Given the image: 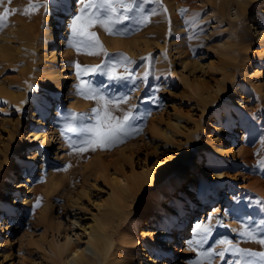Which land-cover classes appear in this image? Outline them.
Returning <instances> with one entry per match:
<instances>
[{
	"label": "rangeland",
	"instance_id": "rangeland-1",
	"mask_svg": "<svg viewBox=\"0 0 264 264\" xmlns=\"http://www.w3.org/2000/svg\"><path fill=\"white\" fill-rule=\"evenodd\" d=\"M70 1L49 0L47 11L31 7L44 0L0 3V14L5 7L16 9L0 27V44L11 48L12 56H0V88L14 97L0 94V264H57L54 246L66 241L84 246L82 228L110 210L112 178L118 174L131 182L161 177L145 213L135 203L148 186L135 192L125 187V214L135 215L140 233L148 222L159 243L163 234L175 233L164 212L187 215V244L166 238L169 256L144 249L141 239L136 246L123 244L127 220L117 218L106 225L111 264H234L238 257L231 252L206 257L208 248L224 250L222 240L264 252V245L247 238L249 233L264 237V168L259 166L264 161V0H136L147 19L137 23L134 9L133 19L116 25L123 35L95 24L88 31L96 33V47L71 31L83 5L70 10L63 16L70 29L61 57L67 65L64 92L57 99L48 81H55L60 63L48 61L40 41L45 23L52 30ZM28 18L38 23L29 51L22 49L20 34ZM255 23L260 29L254 30ZM111 75H133L139 87L111 82ZM221 80L231 87L227 94L216 92ZM90 89L113 100V116H138L132 121L138 132L115 146L87 144L81 151V134L70 129L104 103ZM122 95L127 102L118 101ZM52 125L56 135L46 151L41 142ZM28 131L37 135L29 137ZM99 158L103 163L93 164ZM218 204L219 212L200 222L211 232L196 246L201 230L193 229L194 215Z\"/></svg>",
	"mask_w": 264,
	"mask_h": 264
},
{
	"label": "bare ground",
	"instance_id": "bare-ground-1",
	"mask_svg": "<svg viewBox=\"0 0 264 264\" xmlns=\"http://www.w3.org/2000/svg\"><path fill=\"white\" fill-rule=\"evenodd\" d=\"M81 4L78 3V0L70 1L65 6L64 14L56 21L55 27L52 30L47 29V25L45 23L44 29L42 32V40L41 45H46L48 50V61L51 64H59V75L55 78V81H48V85L50 86L49 91L56 97L57 99H61L63 97L64 92V74L63 69L67 66L64 58H61L65 51V48L68 43V33H69V22L70 19L66 21L64 19V15L68 14L70 10L75 8H79ZM242 9V8H240ZM234 18L237 19L240 15V11L236 8L234 9ZM34 19V18H33ZM32 18H28L29 23H25L24 29L21 31V46L22 49L30 50L33 46L34 40L32 39V33L35 28H37L38 23H32ZM27 21V20H26ZM256 28L254 30L260 29L259 24L255 23ZM253 30V29H252ZM257 34H260L259 31H256ZM21 49V48H20ZM11 48H7L5 44H0V56L6 60H10L12 58L10 54ZM237 89V92L238 93ZM227 91H231V87L225 80H221L216 87L217 93L227 94ZM0 94L9 95L6 97H10L14 99V97L6 92H4L0 88ZM57 111H54L52 115H56ZM37 134L31 133L28 131V136L33 137ZM56 135V130L54 129V125L50 127V132L48 135H43L44 138L42 140V144H44L46 151L50 150L53 147L54 137ZM25 143L26 141H22ZM211 150H214V143L211 142L209 145ZM123 150H118V155L122 154ZM103 161L101 158L97 159L93 164H102ZM193 168L196 169V164L193 165ZM161 180L160 176L151 175L145 181L141 178L134 177L132 178V184L128 181V179L123 174H118L112 178L114 182V189L112 190L113 194L109 197L108 207L110 210L103 213L99 218H94L92 224H88L86 227L82 228L81 234L86 233L87 241L84 246L70 243L68 241L58 244L52 248L51 252L54 255V260L57 264H109L108 255L111 248V240L107 235L106 225L108 223L114 221V219H123L125 218L126 223L124 226V233L122 234V242L123 244H131L136 246L138 241L141 239L144 249H152L156 252V255L164 254L166 256L170 255V248L172 247L171 243H167V239L172 240L175 239L177 244L181 246H186L187 244V233H186V216L174 215V212L167 211L164 212V218H166L168 225H170V230H175V233H166L163 234V242H157L153 235L149 233L147 228L149 227V223L145 221L144 228L141 233L137 230V221L135 215L125 214V205L122 203L125 197V187L128 189L130 186L132 187L133 192L144 189L145 186H148V193L144 194L137 198L135 206L136 210L142 211L145 213L149 209V204L152 200L153 194L156 192L157 183ZM191 180H193L191 178ZM129 183V184H128ZM130 190V189H128ZM17 192L20 191L19 188L16 189ZM126 198V197H125ZM146 200L149 201L148 204L144 203ZM222 207V206H221ZM190 207H188L189 210ZM220 206L213 205L208 207L209 211H200L194 215L195 219L192 221L193 229H196V225L206 219L207 215H215L219 212ZM128 213V212H127ZM189 213V212H188ZM123 214L125 216L123 217ZM213 218V217H212ZM249 244V243H247ZM251 245V244H250ZM249 247V245H248ZM111 264V263H110Z\"/></svg>",
	"mask_w": 264,
	"mask_h": 264
},
{
	"label": "snow or ice",
	"instance_id": "snow-or-ice-1",
	"mask_svg": "<svg viewBox=\"0 0 264 264\" xmlns=\"http://www.w3.org/2000/svg\"><path fill=\"white\" fill-rule=\"evenodd\" d=\"M2 2L3 0H0V3ZM11 2L12 0H8L9 4ZM48 3L49 0H44L43 5L32 4L31 7H44L47 11ZM78 3L83 5V7L79 10V14L74 15L72 18L70 25L71 31L75 36L87 37L88 39L86 42L90 47H96L99 44V41L96 38V33L88 31V29L93 27L95 24H99L101 27L105 28L110 35H123L124 32L117 30L116 25L123 24L125 21L133 19V16L129 14L133 13L134 9L136 12L137 23H142L147 19V17L143 15L142 7L136 5V0H131V3H125V0H78ZM24 11L27 14L29 10L26 8ZM15 12L16 9H9L5 7L3 9V13L0 14V27H4V22L7 20L8 16ZM109 25H111V27H109ZM125 60H127V57L122 56L121 63ZM113 65L115 66V62H113ZM77 67L79 68L80 65L77 64ZM147 75L148 74L145 73L144 80L147 79ZM109 79L111 82L116 84L131 82L133 87H139L136 83L137 78L133 75H111ZM90 90L93 92L94 97L98 96L99 100L104 103L102 108L92 110V116L86 117L82 115L80 117L82 123L79 128L70 129L81 134V151L87 150L85 147L87 144H91L95 147L108 145L115 146L117 143L123 142V140L127 139L130 132H138V129H134L132 124V121L139 119L138 116L132 114L131 112L125 113L122 117L113 116L111 109L109 108V105L113 104V100L105 99L103 94L99 93L97 90ZM117 99L120 102H127L126 95H122ZM116 107H119V104H116ZM101 112H103V116L100 115ZM71 119L75 120L77 117L73 115ZM86 119L89 121L96 119L97 123L95 125L92 123H84L83 121ZM72 144L75 146L76 141H72ZM259 166L264 168V161H261ZM261 226H264V221H262ZM196 227L201 230L197 233L200 239L196 241V246H200L207 240L208 234L211 232V227H202L199 224H197ZM247 238L259 243L260 245H264V237L257 238L255 235L249 233ZM188 243L190 245L193 244V240H189ZM220 244L227 245L223 251H216L212 248L205 250V255L208 260H212L214 256L224 258L226 253L231 252L234 256L238 257L234 264H264V252H254L248 249L232 246L230 241L222 240L220 241ZM196 264H204V262L197 261ZM228 264H233V261H228Z\"/></svg>",
	"mask_w": 264,
	"mask_h": 264
}]
</instances>
